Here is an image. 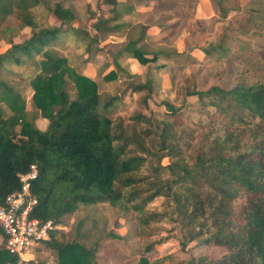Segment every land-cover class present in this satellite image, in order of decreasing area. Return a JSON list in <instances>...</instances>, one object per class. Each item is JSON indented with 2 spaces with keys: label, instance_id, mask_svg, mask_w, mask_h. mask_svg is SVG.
<instances>
[{
  "label": "trees",
  "instance_id": "trees-1",
  "mask_svg": "<svg viewBox=\"0 0 264 264\" xmlns=\"http://www.w3.org/2000/svg\"><path fill=\"white\" fill-rule=\"evenodd\" d=\"M137 1L159 11L152 24L117 21L122 13L117 0H106L113 17L98 19L93 25L95 30L109 34L124 30L125 41L110 53L115 68L125 72L120 62L127 57H134L142 64L159 58L191 57L173 46L151 47L147 32L151 26L161 31L172 26L175 19L188 20L197 0ZM228 1L210 0L214 14L209 21L195 18L192 26L187 25L189 30L196 26L193 32L202 36L208 28L220 24L213 39L205 45L193 46L206 58L227 60L232 40L245 35H264L260 26L248 27L241 12L228 17L231 9H237L228 5ZM42 3L43 0H0V20L17 12L25 24L35 29L22 42L11 43L6 48L0 46V71L5 64L20 66L26 60L35 62L36 72L30 81L32 101L47 119L45 129H40L33 114L25 110L24 99L0 78V200L19 188V174L29 172L33 166L38 172L32 186L37 204L31 216L41 221L51 220L55 225L74 213L79 204L101 202L122 210L132 208L142 214L139 221L144 225L156 217V213H145L144 206L164 196L174 203L177 215L188 228L180 242L181 248L197 240L218 249L215 257L190 256L186 264H264V77L259 76L261 73H254L253 79L240 78L228 86L207 85L205 81L207 86L202 87L194 78L191 84V78L187 79L184 95L196 96L205 105L214 107L221 122L200 133L202 143L192 153H184L174 122L160 120L153 125L149 117L137 113L135 121H144L147 126L136 130L112 120L110 114L122 95L99 92L97 82L74 70L57 49L58 43L71 34L77 40L85 37L86 47L96 39L87 31L80 34L81 30L67 26L74 16L70 8L59 2L47 5L58 24L40 26L33 20L31 9ZM250 10L260 12L264 7L254 6ZM116 76L113 69L104 75L108 80ZM66 80L72 82L73 93L67 89ZM132 88L146 89L147 95L153 90L150 81L132 83ZM147 95L143 98L145 104ZM161 105L170 115L180 109L168 101H161ZM147 140L152 150L146 147ZM130 144L157 156L160 162L167 156L168 164L161 167L168 177L159 176L158 168H154V177L142 175L140 167L146 157L136 154ZM189 146L191 143H187L186 147ZM117 183L124 190L119 191ZM106 236L122 238L112 231ZM99 243L100 239L88 247L81 242L79 230L68 237L55 229L44 246L55 253L57 264H100L96 259ZM155 247L147 243L142 250L135 249L130 254L139 255L136 264H160L171 257L159 256ZM15 259L5 249L2 237L0 264Z\"/></svg>",
  "mask_w": 264,
  "mask_h": 264
},
{
  "label": "rangeland",
  "instance_id": "rangeland-1",
  "mask_svg": "<svg viewBox=\"0 0 264 264\" xmlns=\"http://www.w3.org/2000/svg\"><path fill=\"white\" fill-rule=\"evenodd\" d=\"M56 2L70 8L73 13L74 18L67 26L81 30L80 34L87 31L96 39L95 42L91 41L89 47H86L84 45L85 37H82V40H77L74 38L75 35L71 34L58 43L57 49L59 54L65 56L68 64L78 73L88 77L92 75L91 79L94 78L93 80L97 82L99 92L122 95L117 107L110 114L112 120L115 123H121L124 127L132 126L136 130L147 126L144 121H135L134 117L137 113L149 117L153 125L160 120L174 122L175 132L180 137L178 143L182 144L184 153H192L197 145L202 143L200 133L212 126L217 127L221 122V116L215 112L214 107L205 105L196 96L186 97L184 95V86L188 84L189 77L191 78L190 84L194 78L200 82V86L209 84L228 86L230 82L243 77L253 79L254 73H261L259 76L264 77V35L255 37L245 35L232 40L230 58L227 60L215 57L206 58L198 47H193L196 43L205 45L213 39L215 31L220 25L216 23L214 28H208L202 36L198 32H193L196 26L189 30L187 25L192 26L195 18L203 19L201 18L202 14L195 15L196 6L191 18L188 20L175 19L174 24L165 30L158 32L150 30V37L147 39L153 48L173 46L177 51H185L193 58L188 56V58L177 56L174 60L159 58L156 61L142 64L134 57H127L124 61L121 59V66L126 69L125 72H122L119 68H115L111 59L107 60L108 54L114 52L125 41L124 30L109 34L95 30L93 27L98 19L111 18L114 15L106 0H43L42 4L31 9L33 20L40 26L57 25L58 21L47 9V5L52 6ZM117 2L119 10L122 12L117 21H136V15L135 13L131 14V9L139 5L138 1L117 0ZM227 4L237 7V9H231L228 12V17L241 12L242 19L248 27L256 24L264 30V11L250 10L254 6L264 7V0H229ZM16 13L0 20V46L2 48L8 47L11 43L24 41L35 30L25 24ZM204 19L209 21V19ZM233 23L237 25V22L233 21ZM152 31L154 32L152 33ZM114 40V44H111L110 42ZM239 51H241L240 55L237 56ZM172 68L173 72H171ZM112 69L117 75L116 78L105 79L104 75ZM35 72V62L31 63L26 60L20 66L5 64V68L0 71V78L8 82L14 91L24 99L25 110L33 114L35 123L40 129H45L46 125L42 124V121L45 120L47 123V119L40 115V111L36 109L32 101L30 81ZM145 81H150L152 84L153 90L150 95L146 94L148 92L146 89L136 91L132 88V83H144ZM205 81L207 85L204 84ZM65 85L73 93L72 82L66 80ZM144 95H147L146 104L143 101ZM161 101H168L180 109L172 115L167 114ZM40 122L42 123L40 124ZM185 134L188 140L185 138ZM144 142L147 148L153 149L148 140ZM187 143H191L192 146L186 147ZM129 147L136 149V154L146 157L140 167L142 175L149 174L154 177L156 173L154 168H158L159 176L168 177L167 171L161 167L168 164L167 156H164L160 162L157 156L140 151L135 144H130ZM160 153L157 152V154ZM116 188L119 191L124 190L118 183ZM144 209L145 213H156V217L141 225L139 217L142 214L140 215L132 208L122 210L107 202L96 205L79 204L74 213L64 218L58 229L67 233L68 237L79 230L81 242L88 247L94 246L100 239L96 251V259L100 264H102L101 256L105 257L107 254H116L117 259L123 261V264H136L139 255L130 254L132 247L142 250L147 243L155 244L160 249L159 256L171 255L160 264H186L190 256L209 255L215 257L218 253L216 247L202 245L197 240L188 242L184 249L180 247V242L185 239L188 228L177 215L174 203L170 199L158 196L148 202ZM111 231L122 238L107 237L106 235ZM161 239H164L163 242ZM36 256L46 264H57L55 253L45 247L38 248Z\"/></svg>",
  "mask_w": 264,
  "mask_h": 264
},
{
  "label": "built area",
  "instance_id": "built-area-1",
  "mask_svg": "<svg viewBox=\"0 0 264 264\" xmlns=\"http://www.w3.org/2000/svg\"><path fill=\"white\" fill-rule=\"evenodd\" d=\"M37 173L33 166L29 172L19 174V188L0 200V230L4 247L16 257L6 264H46L37 258L36 251L45 247V241L49 240L50 232L57 225L51 220L41 221L31 216L37 204V197L32 192Z\"/></svg>",
  "mask_w": 264,
  "mask_h": 264
},
{
  "label": "crops",
  "instance_id": "crops-1",
  "mask_svg": "<svg viewBox=\"0 0 264 264\" xmlns=\"http://www.w3.org/2000/svg\"><path fill=\"white\" fill-rule=\"evenodd\" d=\"M136 11V12H135ZM131 13L136 15L135 17V20L137 22H143V23H146V24H152L157 16V14H159V11L158 10H154L152 5L150 6H146V5H137L134 9H131ZM196 14H202L203 17L201 18H206V19H210L213 14H214V11H213V8L211 6V3H210V0H197V4H196V12H195V15ZM197 16V15H196ZM199 18V17H198ZM131 19V18H130ZM150 30H157L160 31V29L156 26H151L148 28V34ZM152 31V33L154 32ZM107 38V37H106ZM125 38V37H124ZM112 40V39H111ZM122 40V39H121ZM115 40L114 41H111L110 43L114 44ZM108 60L110 59V53L108 54ZM132 62V61H131ZM138 63V62H137ZM139 64V63H138ZM92 77V75H89ZM90 77V78H91ZM94 79V78H93ZM43 122V123H42ZM40 122V124H45L47 125L46 121H42ZM40 126V125H39ZM59 228V225H57L56 229L57 230H60L58 229ZM61 231V230H60ZM64 232V231H62ZM0 242H2V235L0 234ZM132 252L137 249L138 251H140L138 248H135V247H132ZM156 251L158 252L160 249L158 247H155ZM138 255V254H137ZM101 263L102 264H123V261H121L120 259H117V256L116 254H107L105 255V257L101 256Z\"/></svg>",
  "mask_w": 264,
  "mask_h": 264
}]
</instances>
